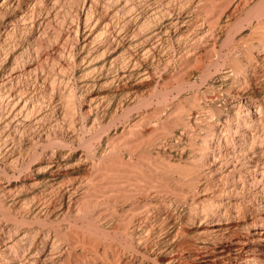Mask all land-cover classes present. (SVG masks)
Masks as SVG:
<instances>
[{"label":"bare ground","instance_id":"bare-ground-1","mask_svg":"<svg viewBox=\"0 0 264 264\" xmlns=\"http://www.w3.org/2000/svg\"><path fill=\"white\" fill-rule=\"evenodd\" d=\"M73 2L55 24V0H0V264H263L264 0H224L236 15L221 24L205 14L216 0ZM253 20L255 38H236ZM162 37L177 43L168 55ZM225 46L236 55L219 73L213 53ZM159 74L162 89L139 97L135 82ZM91 87L106 94L85 107ZM155 98L156 121H130ZM113 111L105 135L96 120ZM81 169L86 178L70 181ZM23 210L39 220L75 213L95 236L38 230Z\"/></svg>","mask_w":264,"mask_h":264},{"label":"rangeland","instance_id":"rangeland-1","mask_svg":"<svg viewBox=\"0 0 264 264\" xmlns=\"http://www.w3.org/2000/svg\"><path fill=\"white\" fill-rule=\"evenodd\" d=\"M64 1V2H63ZM73 1H75V0H55V5H56V12H57V15H58V19L59 20H57L56 22H55V24L58 22V21H60V19H61V17H63L64 15H65V13H66V11H69V8L68 7H71L70 5L71 4H73L74 2ZM170 0H165V3L167 4L168 2H169ZM224 0H216V2H218L219 4H216L215 5V7H211V9H209L208 11L209 12H206L205 14H206V16L207 17H209L210 19V21L212 22H214L215 23V21H217L218 19H219V23L221 24V23H223V22H225V20L227 19V17H229V16H231L232 18L234 17V15H236V13L234 14V11H233V7H232V5H233V3L231 4V5H228L229 3L228 2H223ZM222 2V3H221ZM65 3V4H64ZM225 5V6H224ZM220 6V7H219ZM59 7H61V8H59ZM72 7H73V5H72ZM221 7H223V8H221ZM232 7V8H231ZM216 8H218L217 10H216ZM66 10V11H65ZM192 10H194L193 8H189V9H187L186 11H185V13H186V15H185V17L186 16H190V14H191V11ZM190 11V12H189ZM188 12V13H187ZM208 13V14H207ZM218 18V19H217ZM213 19V20H212ZM263 19H264V17H263ZM224 20V21H223ZM256 21L257 20H253V21H251L252 23H247L245 26H243L244 28H242L241 27V29H239L238 28V30L235 32V35H236V38H242L243 39V41L244 40H248V39H251V37L252 38H255V35L254 34H256V33H254L255 32V30L254 31H252L253 29H254V26H253V22H255L256 23ZM218 22V21H217ZM182 25V24H181ZM251 26V27H250ZM64 31V30H63ZM253 33V34H252ZM63 34L64 35H68L69 34V32H67L66 31V29H65V31L63 32ZM251 34V35H250ZM257 35V34H256ZM132 37V36H131ZM249 37V38H248ZM123 38V37H122ZM163 38V37H162ZM245 38V39H244ZM164 39V38H163ZM166 37H165V39L163 40V41H160L159 39H156L155 38V40L154 41H156V42H159V44L161 43V42H163L164 44H160V46L162 45V47L163 48H160V49H163V50H161V52H163L162 53V55H165V54H167L168 55V53L170 52V53H172L173 51H172V49L174 50L175 48H172L171 46H173V47H176L177 46V43H173V45H171L170 44V47H169V44H168V42L166 41ZM56 40V41H55ZM55 40H53L51 43H48V45L47 44H45V46H44V48H43V52L44 53H47V52H51V51H53V49L54 48H57V46H58V44H59V41L57 40V39H55ZM58 41V42H57ZM50 44V45H49ZM166 44V45H165ZM164 45V46H163ZM231 46V45H230ZM230 46H225V48L226 49H224V53L221 55L220 53H219V51H217V52H215V53H213V55H214V57H213V59H215V60H218L220 57H222V59L224 60V61H222V63L220 64V67H219V73L220 72H223V71H227L228 69V66L231 64V58H232V56H235L236 55V53L235 54H232V52H234V51H230L231 50V47ZM82 46L81 45H79V47H78V50L76 49L75 51H74V53L76 54V52H77V54H76V56L79 58L80 57V55H82V53H84V52H82V48H81ZM177 48V47H176ZM133 50V49H132ZM218 50V49H217ZM227 50V51H226ZM46 51V52H45ZM126 51V50H125ZM172 51V52H171ZM78 52H80V53H78ZM82 52V53H81ZM124 52V51H123ZM124 53H126V52H124ZM79 54V55H78ZM217 55H221V56H217ZM230 57H229V56ZM227 56V58L228 59H225L224 57H226ZM230 58V59H229ZM175 60V59H174ZM50 61V60H49ZM227 61V62H226ZM50 63H52V61H50ZM230 63V64H229ZM224 64H226V66L224 65ZM229 64V65H228ZM215 72V70L213 69L212 70V74L214 75V74H216V73H214ZM217 75H220V74H218L217 73ZM215 76V75H214ZM160 74L159 75H157V76H152V77H150V79L149 78H147V80L145 79V80H139V82H135V86H134V89L136 90V92H137V95L139 96V97H150V95H152V94H154V93H156V90H160V89H162V87L164 86V84H161V82H162V80H161V78L162 77H160ZM160 79V80H159ZM264 77L262 78V81H261V83L263 84V86H261V87H264ZM148 80H150V81H148ZM141 81V82H140ZM142 81H145V82H143L142 83ZM147 81V82H146ZM138 87V88H137ZM92 88V90H87L86 92H85V94H84V97H85V99H84V97H83V101L85 100V103H84V105H85V107H86V105H88L89 103L88 102H90V99H94L95 98V95L96 96H98L97 98H101V97H103L105 94H106V92L104 91V90H99V88L100 87H98V88H93V87H91ZM91 88H89V89H91ZM91 94H90V93ZM93 92V93H92ZM97 92H100V93H97ZM105 92V93H104ZM86 93H89V94H86ZM88 96V97H87ZM92 97V98H90V97ZM90 98V99H89ZM97 98H95V99H97ZM89 100V101H88ZM158 100H160L159 98H155L154 99V103L152 104H149V105H146L145 107H141V108H138V109H136V110H133L132 111V113H133V115H132V113H131V118H130V121H132V120H134V118L136 119V118H138L137 116L139 115L140 117H143V118H145L144 120H145V122L147 121H156V119H157V117L158 116H156V115H154L155 114V108H157L158 106H159V102H158ZM162 100V99H161ZM172 101V100H171ZM173 102V101H172ZM87 103V104H86ZM163 103V102H162ZM164 104H166V103H164ZM161 105V104H160ZM163 105V104H162ZM113 110V109H112ZM111 110V111H112ZM115 110V109H114ZM153 113V114H152ZM141 114H143L142 116H141ZM118 115H120V112H116V111H113V113L111 114V115H109L108 116V118L106 117V118H101V119H98V120H96L97 121V124L98 123H101L102 125L103 124H105L104 126H105V130H104V132H103V134H109L110 136H111V134H113V131H114V129L116 128V123L114 122V118H117L118 117ZM115 116V117H114ZM112 117H114L113 118V120H112ZM129 123H126V125H128ZM125 125V126H126ZM66 128H69V127H66ZM78 127H76V128H74L75 130H78L77 129ZM122 127H120V129H121ZM74 129H73V127H71L69 130H73L74 131ZM106 131V132H105ZM82 133V132H81ZM84 133H86V132H83L82 133V136H84V135H87L88 136V134H84ZM102 134V135H103ZM105 135H103V138L102 139H105ZM53 140H54V142H58L60 139H59V137L58 136H55V135H53L52 137H51ZM101 139V140H102ZM104 140H102V143H104L105 144V141L103 142ZM99 143V140H95L94 141V145L95 146H97V144ZM77 144V146L79 145L78 143H76ZM76 144L74 145L75 147H77L76 146ZM37 148H39V149H43V147L44 146H42L43 144L42 143H38L37 142ZM81 148H84V149H82V151L85 153V154H87L88 153V149L87 148H85V147H83V146H80ZM51 149H56V148H51ZM58 149V148H57ZM87 150V151H86ZM155 150H158V149H155ZM260 150V151H259ZM264 148H262V149H260L259 147L257 148V152H258V154L259 155H262L264 152ZM138 152H141V150L140 149H138L137 151H135V153L136 154H138ZM161 161H163V159H161ZM86 164H88V162L86 163ZM84 170H78V171H75L74 173H73V175L71 174V177H69V180L71 181V180H73L72 182H74V181H79V180H82V179H84V178H86V173H85V171L83 172ZM221 171H223V170H218L217 171V175H220V177L222 176V175H224V174H222V172ZM218 172H220V173H218ZM252 174H249V175H247L248 176V178L251 176ZM74 176V177H73ZM188 178V177H187ZM186 178V179H187ZM184 180V179H183ZM182 181V180H181ZM180 181V182H181ZM235 181L237 182V179H235ZM231 182H233V179H232V181ZM182 183V182H181ZM257 183L255 182H251L250 183V185L249 186H247L246 187V189H247V191H249L248 193H256V192H258L259 190H260V188H259V186H260V184L259 185H256ZM177 188H178V191H180V192H183V191H185V192H187V191H189L188 190V187H184V186H180V185H178L177 186ZM182 190V191H181ZM246 191V192H247ZM190 192V191H189ZM235 193V192H234ZM238 194H240V192L238 193ZM235 195H236V193H235ZM262 195V194H261ZM264 195V194H263ZM172 195L170 194L168 197L170 198ZM139 198H141L142 200H143V202L144 201H150L151 199H150V197H145V198H143V195H141V197L140 196H138V199ZM133 199V198H132ZM130 200V197H128V198H126V200H124V201H119V202H117L116 203V205L118 206V208H120V207H124V208H127L128 207V205L129 204H131L132 203V201H134V200ZM140 199V201H142ZM145 199V200H144ZM249 200L251 201V202H249ZM253 201H252V199H248V200H245V203H244V206H242V208H244V210H246V209H248V210H246L247 211V215L249 216V218L252 216V215H255L256 213H254V212H252L251 211V209L253 208V206L255 205V204H257L258 203V198H257V202L256 201H254V202H256L255 204H254V202L252 203ZM100 206V207H99ZM99 206L97 205L96 207H95V210H93L92 212H91V214L89 215V217L90 218H92L93 217V219H95L96 217H97V214H100V212H103L105 209H106V206L103 204H99ZM251 211V212H250ZM18 213H20V212H18V211H15L14 212V214L15 215H18ZM25 213V215H23V217H25L26 218V223H28V224H30L31 225V227H33V228H36V229H38V230H41V231H44V232H47V233H52V234H55L56 232H61V234L62 233H65L67 230H68V228H70L71 226L72 227H75L76 226V229L77 230H79V231H81V232H83L84 234H85V236L86 237H94L95 235H94V233L92 232V231H89L88 230V219H83V218H80V216H78L77 217V219H75V221H74V215H75V213H73L72 215H65L64 213H57V214H54V215H52L50 218H45V220H43L44 218H41V220H39V219H36V218H34V215H32V216H30L29 217V215L28 214H26V211L25 210H23V214ZM174 213V211L173 212H171V214H173ZM58 214H60V215H58ZM63 215V216H62ZM0 217H1V219H3V221H5V220H7V218L6 217H4V214L1 212L0 213ZM254 216H252V218H253ZM24 218V219H25ZM13 219L14 218H12V219H10L9 221L11 222V223H13L14 221H13ZM18 220H21V218L20 217H18ZM39 222V223H38ZM41 222V223H40ZM76 223V224H75ZM74 225V226H73ZM202 230V229H201ZM200 229L199 230H195V228H193L192 229V233H191V237H200V231H201ZM252 231H254V229H252ZM258 231H261V229L259 228V230ZM114 233H112L111 234V238H114ZM59 241L61 242V243H66V241H65V238L63 237L62 238V236L61 235H59ZM110 238V236H108V238L107 239H109V240H112ZM260 259L261 260H263L264 259V255H262V257H260ZM99 262H102V258L100 259V261ZM263 262V264H264V261H262Z\"/></svg>","mask_w":264,"mask_h":264}]
</instances>
